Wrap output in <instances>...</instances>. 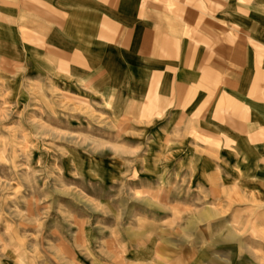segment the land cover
Wrapping results in <instances>:
<instances>
[{"label":"rangeland","instance_id":"1","mask_svg":"<svg viewBox=\"0 0 264 264\" xmlns=\"http://www.w3.org/2000/svg\"><path fill=\"white\" fill-rule=\"evenodd\" d=\"M179 1L166 72L136 55L64 85L62 67L0 54V264H264V154L242 155L234 130L247 91L217 66L180 77L207 58V20L221 63L264 0Z\"/></svg>","mask_w":264,"mask_h":264},{"label":"crops","instance_id":"2","mask_svg":"<svg viewBox=\"0 0 264 264\" xmlns=\"http://www.w3.org/2000/svg\"><path fill=\"white\" fill-rule=\"evenodd\" d=\"M242 1L241 6L248 5L247 0ZM181 4L179 0H0V54L27 56L26 61L38 62L52 72L62 67L67 73L64 85L71 84L67 82L70 75L80 77L82 71H87L82 76L87 80L97 76L96 81H101L103 70L113 72L110 77L115 78L116 71L124 68V63H135L136 55L142 56L144 71L151 70L152 56L158 55L154 62L166 72L172 70L166 66L169 59L166 60V56L172 57L185 44L182 18L169 15L167 8H177ZM187 17L191 23L198 19L194 13ZM239 24L238 44L234 45V38H229L222 48L223 62L216 63L209 57L215 54L214 23L207 20L202 30L207 48L203 54L207 58L204 63L192 64L195 74L182 73L180 77L198 84L199 70L205 71L204 78L210 81L215 70L221 68L230 84L238 78L239 93L247 91V105L252 111L247 116L240 111L241 121L234 129L239 134V150L242 155H249V151L254 152L255 157L259 154L262 157L264 16L255 14L252 20L245 18ZM188 53L193 54L192 47ZM232 126L236 124L229 125L231 129ZM252 141L255 146L250 145ZM254 165L264 166V157Z\"/></svg>","mask_w":264,"mask_h":264}]
</instances>
